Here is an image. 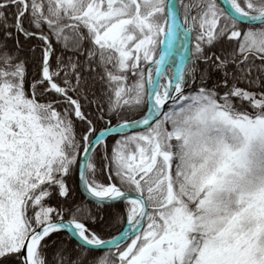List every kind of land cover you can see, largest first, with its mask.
<instances>
[{
	"label": "snow or ice",
	"instance_id": "1",
	"mask_svg": "<svg viewBox=\"0 0 264 264\" xmlns=\"http://www.w3.org/2000/svg\"><path fill=\"white\" fill-rule=\"evenodd\" d=\"M0 264H264V0H0Z\"/></svg>",
	"mask_w": 264,
	"mask_h": 264
},
{
	"label": "trees",
	"instance_id": "2",
	"mask_svg": "<svg viewBox=\"0 0 264 264\" xmlns=\"http://www.w3.org/2000/svg\"><path fill=\"white\" fill-rule=\"evenodd\" d=\"M182 19H183V17L181 16V21H182ZM191 46L192 45H191V42H190L189 43V48H191ZM219 47L220 46L218 45L217 48L213 49L212 51H216L218 53L219 52ZM200 67L204 68L205 66L203 64H201ZM31 72H32V69L29 68V74L30 75H31ZM109 142H111V141H109ZM100 179L103 180L104 177H100ZM68 184H69V187H71V188L76 187V185H77V176L70 177L68 179ZM76 197H77V199H81L82 198V196L79 193V191L76 192ZM118 231H119V229H117V228L112 229L110 234H106L105 235V238H110V236H114Z\"/></svg>",
	"mask_w": 264,
	"mask_h": 264
},
{
	"label": "bare ground",
	"instance_id": "3",
	"mask_svg": "<svg viewBox=\"0 0 264 264\" xmlns=\"http://www.w3.org/2000/svg\"><path fill=\"white\" fill-rule=\"evenodd\" d=\"M185 43H187V40L183 39L181 36L178 35L174 45V51H176L175 54L178 56V58L180 57L181 52H184L183 45Z\"/></svg>",
	"mask_w": 264,
	"mask_h": 264
},
{
	"label": "water",
	"instance_id": "4",
	"mask_svg": "<svg viewBox=\"0 0 264 264\" xmlns=\"http://www.w3.org/2000/svg\"><path fill=\"white\" fill-rule=\"evenodd\" d=\"M175 42H176V39L174 40V42H173V46H172V49H171V52H170V54L168 55V57H167V60H168V64H167V66L169 65V60H170V58H171V55H172V53H173V49H174V45H175ZM187 43H188V46H189V41H187ZM167 43H165L163 46H162V48L164 49V50H167ZM178 61H179V58H178ZM77 183H78V175H77ZM79 193H80V191H79ZM81 194V193H80ZM119 232V231H118ZM118 232L115 234V235H118ZM114 235V236H115Z\"/></svg>",
	"mask_w": 264,
	"mask_h": 264
},
{
	"label": "rangeland",
	"instance_id": "5",
	"mask_svg": "<svg viewBox=\"0 0 264 264\" xmlns=\"http://www.w3.org/2000/svg\"><path fill=\"white\" fill-rule=\"evenodd\" d=\"M176 51L173 50V53L171 55V58L169 60V65L167 67H175V65L178 63V56L175 54Z\"/></svg>",
	"mask_w": 264,
	"mask_h": 264
}]
</instances>
